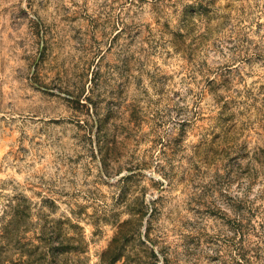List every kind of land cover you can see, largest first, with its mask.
<instances>
[{
    "label": "rangeland",
    "instance_id": "1",
    "mask_svg": "<svg viewBox=\"0 0 264 264\" xmlns=\"http://www.w3.org/2000/svg\"><path fill=\"white\" fill-rule=\"evenodd\" d=\"M25 199L83 228L88 264L128 221L149 255L150 214L142 264H243L249 201L264 226V0H0V223ZM245 244L264 264V237Z\"/></svg>",
    "mask_w": 264,
    "mask_h": 264
},
{
    "label": "trees",
    "instance_id": "2",
    "mask_svg": "<svg viewBox=\"0 0 264 264\" xmlns=\"http://www.w3.org/2000/svg\"><path fill=\"white\" fill-rule=\"evenodd\" d=\"M25 201L27 204L9 205L4 210L0 223V264H88V259L84 257L88 242L83 228L66 217L52 220L54 226L50 230L47 215L42 209L34 210L32 203L28 199ZM255 203L256 201L248 202L246 210L251 219L242 217L237 230L241 240L237 249L238 258L243 264H263V257L257 251L260 247L250 248L245 244L252 236L260 240L264 237V226L252 223L261 207H256ZM147 215L148 212L143 211L138 220L142 221ZM150 218L151 214L147 219L146 232L139 238L140 245L147 248L149 255L136 248L128 250L129 238L136 233L132 227L134 223L128 221L119 226V232L101 253L99 264H142L144 257L157 260L158 252L154 247L148 246L155 245L150 237ZM244 219L248 221L244 222ZM71 229L74 230L70 232Z\"/></svg>",
    "mask_w": 264,
    "mask_h": 264
}]
</instances>
